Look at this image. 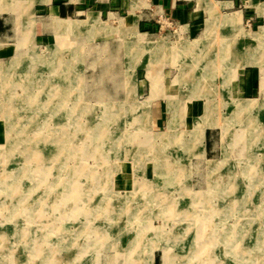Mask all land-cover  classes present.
Wrapping results in <instances>:
<instances>
[{
    "label": "rangeland",
    "instance_id": "1",
    "mask_svg": "<svg viewBox=\"0 0 264 264\" xmlns=\"http://www.w3.org/2000/svg\"><path fill=\"white\" fill-rule=\"evenodd\" d=\"M9 1L17 7L8 8ZM36 1L40 0H0V16L5 21L0 28V126L4 139L0 142V181L5 183L3 189L0 188V224L3 225L0 250L8 251L14 258L27 259L32 257L31 246H35L36 238L40 250L48 252L59 246L56 242L59 236L61 244L57 251L61 253L63 264L67 261L71 264H125V260L128 264H153L154 255L158 264H264L263 18L253 26L254 21L247 17L250 25L242 24L245 31L237 24L238 14L219 13L217 4L210 0L205 34L211 40L207 43L198 38L179 39L173 33H166L172 31L168 25L163 37L149 38L164 40H133V45L148 52L143 54L147 64L137 71L138 80L155 82L153 91L159 101L167 93L166 122L156 126L149 115L153 94L136 96L135 64L126 72L127 98L111 101L117 105L109 110L111 113L104 111L109 105L96 101L107 99L82 96L83 77L91 84L90 73L83 74L80 70L84 48L80 51L75 47L80 43L64 40V44L62 39L48 46L43 42L35 44L30 21ZM253 4L264 16V2ZM243 5L250 6V0H242L238 7ZM81 25L76 22L75 28ZM221 31L226 32L225 43L218 37ZM238 33H241L240 41L242 37H249V44L254 47L240 42L239 49L235 46L233 49L232 42ZM154 44L165 46L167 57L156 54ZM183 44L188 47L183 57L198 61L195 76L208 74V69H204L207 64L215 67L206 79L210 84L208 94L201 93L195 99L197 109L204 106L209 111L204 116L189 113L194 99L188 97V86H180L177 81L183 63L181 55L176 54ZM210 44L218 49L212 56L205 55L203 50ZM226 51L230 53L228 60L224 57ZM200 55L204 58L200 59ZM257 64L263 67L262 71L255 69L249 80L247 77L239 79V73L232 78V71L244 73L245 66ZM63 68L70 69L71 78L80 79L82 75L81 85L62 74ZM52 77L58 88L52 86L50 92V86L44 84L51 83ZM233 82L237 83L238 91L233 89ZM163 83L171 86L162 87ZM240 85L244 89L239 90ZM180 97H185L183 114L178 103ZM59 99L61 104H57ZM241 102L255 107L260 104L262 109L251 111L249 105L240 107ZM251 112L260 116L248 126L243 119ZM98 119L99 126L106 128L102 135V153L79 152L77 146L83 149L86 138L93 133L94 128L88 130L86 126H95ZM59 123L63 126L60 130ZM185 123H190L188 130L184 128ZM136 127L154 139L147 153L139 152L135 142H130L126 136L135 132ZM211 127H217L214 130L217 133L213 132L208 142L212 151L202 162L203 153L197 145L199 147L205 130ZM85 131H89V135L81 134ZM155 153L161 158L157 160L160 162L144 158ZM193 157L202 163L194 177ZM162 162L170 164L168 169L177 172L175 180L162 183V176L157 173ZM146 167L148 173L153 171L145 173ZM125 175L133 182H120ZM147 180H160V184H145ZM36 198L51 202L54 221H50V225L57 227L56 232L50 233L51 244L37 236L43 233H35L30 213H27ZM226 227L232 229L229 239L237 244L228 243V246L216 238ZM137 234L142 241L133 245ZM234 248L242 249L246 255L236 257L239 253ZM0 258L4 257L0 255Z\"/></svg>",
    "mask_w": 264,
    "mask_h": 264
},
{
    "label": "crops",
    "instance_id": "2",
    "mask_svg": "<svg viewBox=\"0 0 264 264\" xmlns=\"http://www.w3.org/2000/svg\"><path fill=\"white\" fill-rule=\"evenodd\" d=\"M212 1L217 4L219 13L224 15L238 14L239 19L237 24H240V26L242 24H248L247 21L249 19L247 17L254 21L252 23L253 26L259 23L261 18L264 21V16L258 12L253 4V2H264V0H250V6L243 5V7H238L242 3V0ZM209 2L210 0H40L36 1L32 7V21L30 22L33 24V41L35 44L36 42H43L46 46L56 44L59 39H62L64 44V40H73L80 43L79 46H75L80 51L84 48V52L81 51L82 63L80 70L83 74L89 72L91 77V84L85 82L83 77L82 96H86L88 99L90 97H96L97 99L103 97L107 99L105 102L125 100L127 98L126 72L129 66L135 64L136 96L147 93L146 97H148L153 94V99L150 104V120L156 126L163 123L165 125V95L167 93L159 101L156 99L155 92L153 91V87L156 86L155 82L149 83L145 79L138 80L137 71L147 64L143 60V54L148 52L140 50L136 44L133 45V40H164L160 38L149 40V38L163 37L165 31L168 30L165 29L168 25L172 31L168 30L166 33H173L179 39L190 40L198 38L203 43H207L208 40H211L205 34L206 20L209 17ZM244 7H249V9ZM0 13H2L1 10ZM215 14H217L216 5ZM243 19H245L244 23ZM76 22H81L82 25L79 28H75ZM4 24V18L0 16V28L4 27ZM242 28L244 29L243 26ZM239 34L241 33H238L235 41L232 42L233 49L234 46L236 49H239L240 42L241 44L244 43L252 46L249 44V37L244 38L241 36L240 41ZM220 36L224 39L225 43L227 41L226 32L221 31L218 37ZM97 40H101L103 43L96 42ZM261 44L264 46V40ZM204 49L205 55L208 56H212L218 51L217 46L214 44L207 45ZM206 50H208L207 53ZM224 57L228 60L230 53L226 51ZM244 68H247L244 70V73L241 71H232V78L236 75L235 73H239V79L247 77L249 80L251 73L256 71L255 69L261 68L262 71L263 67L257 64L245 66ZM98 74L99 76L96 77ZM147 75L149 76V74ZM231 84L234 86L233 89L238 91L236 89L237 83L233 82ZM161 86L166 87L171 86V84L167 85L163 83ZM148 88L150 90L147 91ZM240 89H244V87L240 85ZM195 101L193 100V103H191L189 111L194 116L200 114L202 111V109H197ZM215 129L217 127L207 128L204 132L203 139L199 142V147L197 145V149L203 153L202 162L204 158H207L208 152L212 151L208 142L212 139L213 132L217 133L214 131ZM2 141L4 139L0 126V142ZM192 162L194 177L196 176L198 167L202 163H198L195 157L192 158ZM147 171L148 169L146 167L145 173H148ZM151 171L153 170L151 169ZM145 175L147 176V174ZM124 177L130 179L129 175H125ZM153 264H158L155 255Z\"/></svg>",
    "mask_w": 264,
    "mask_h": 264
},
{
    "label": "bare ground",
    "instance_id": "3",
    "mask_svg": "<svg viewBox=\"0 0 264 264\" xmlns=\"http://www.w3.org/2000/svg\"><path fill=\"white\" fill-rule=\"evenodd\" d=\"M0 6H1V4H0ZM4 6V5H3ZM6 6L8 7V8H10V9H13V7L15 6V4L14 3H10V1H9V4L7 5L6 4ZM5 6V7H6ZM15 7H17V5L15 6ZM60 25V24H59ZM209 27L211 28V21H210V24H209ZM263 31V30H262ZM259 35V34H258ZM58 45V44H57ZM63 45V44H62ZM154 46H156L155 47V50L154 51H156V54H158V55H162V57H167V51H166V47L165 46H163V45H161L160 46V44H154ZM227 46H228V43H227ZM140 47V46H139ZM178 48V47H177ZM187 46H185L184 44L182 45V46H180L179 48H178V53L176 54V56L178 57L179 55H181V62L183 63V65H182V67L180 68V75L181 76H177L178 78H177V81L179 82V85L180 86H182V85H187L188 86V89H189V92H188V97H193V99L195 100V99H197V96L198 95H200L201 93H205V94H208V93H206V90H207V88H209V81L208 80H206V79H208V77H209V74H212L213 72H214V70H215V67H213V65L212 66H209L208 64H207V66H205V68L204 69H208V74H201V75H199L198 77L197 76H195L194 75V73H195V71H196V69H197V67H196V64L198 63V61L197 62H194L193 60H188L187 58H185V57H183L184 55H185V52L187 51ZM223 48H224V44H223ZM63 49H65V48H63ZM143 49V48H142ZM184 54V55H183ZM200 59H202V58H204V57H202L201 55H200ZM158 59V58H157ZM165 59V58H164ZM167 59V58H166ZM205 59H206V56H205ZM210 59V58H209ZM212 59V58H211ZM219 59V58H218ZM161 60V59H160ZM207 60V59H206ZM3 62V61H2ZM208 62V61H207ZM264 64V63H263ZM150 65V64H149ZM264 66V65H263ZM3 67V66H2ZM7 69V68H6ZM68 70H70V69H68V68H63L62 69V71H63V73L62 74H64V75H66V77H68V76H70V78L69 79H73L74 80V82L76 83V84H79V85H81V80H82V75H81V77H80V79L79 78H76V79H74V78H71V74L70 73H68ZM4 72V71H3ZM74 72V71H73ZM1 73V72H0ZM5 73H6V71H5ZM51 83H47L46 82V84H44V83H42V84H44V85H48V86H50V88L53 86V88H55V89H57L58 88V85H57V82H56V80H55V78L54 77H52L51 79ZM175 80V79H174ZM155 81V80H154ZM207 81V82H206ZM206 83V84H205ZM40 84H41V82H40ZM211 86H212V84H211ZM68 88V87H67ZM67 88L64 90V92H65V94H66V92H67ZM71 88V87H70ZM181 88V87H180ZM53 90H52V88L50 89V92H52ZM68 94V93H67ZM43 97V96H42ZM181 99H180V101L178 102V103H180V105H181V107L182 108H180V111H181V114H183L182 112H185L186 111V107L184 106L185 105V102L183 101V98H185V97H180ZM47 100V99H46ZM61 102H62V100H58V103L57 104H61ZM76 102H79V101H76ZM111 102V101H110ZM110 102H105V101H103L102 102V104H103V106H105L106 104L107 105H109V108H107V109H104V111H106L107 113H109L110 111H112V107H113V109L117 106L116 104H113L112 102L110 103ZM248 102V101H247ZM242 103V102H241ZM246 103V102H245ZM76 105V104H75ZM250 106V110L251 111H254V109L255 108H257V110H258V112H260L261 111V109H262V105H260L259 104V106H256L255 107V105H253V104H244V103H242L241 105H240V107H243V108H245V107H247V106ZM122 106V105H121ZM240 107H238V108H240ZM129 108V107H128ZM130 108H131V105H130ZM201 109H202V111H201V113L203 114V116H204V114H206L207 112H209L207 109H206V107H205V109H204V106H201ZM77 110V109H76ZM78 110H80V109H78ZM110 110V111H109ZM239 110V109H238ZM86 112L87 111H89L88 109L87 110H85ZM117 111H119V110H116L115 109V112H117ZM137 111H139V110H137ZM240 112V111H239ZM111 113V112H110ZM134 113H136V112H134ZM238 113V112H237ZM252 113V112H251ZM251 113H249V114H251ZM248 114V115H249ZM137 115V114H136ZM235 115V114H234ZM259 116H260V114H258ZM256 113H252L249 117H247V118H245V119H243L244 121H246V123L248 124V126H249V124L251 125L254 121H256V120H258L259 119V116H258ZM236 116V115H235ZM234 116V117H235ZM139 117V116H138ZM140 118V117H139ZM243 118V117H242ZM100 119H104V118H101L100 117ZM100 119H98L96 122H95V124H93V125H95V126H86L87 127V129L89 130L90 128H94L93 129V133H91L90 135L88 134L89 133V131H85V132H81V134H83V135H85V134H88L90 137L89 138H86V139H88L87 141H85L84 142V148L83 149H81V148H78V146H77V149L76 150H78V149H80V150H78L79 152H88V153H91V152H93L94 154H99L101 151H102V148H103V139H102V135L104 134V133H106L105 132V129L106 128H103L105 125H103V126H99L100 125ZM133 119H136V118H133ZM110 120V119H109ZM71 121V120H70ZM136 121V120H135ZM230 122V121H229ZM107 123V122H106ZM69 124V123H68ZM88 124V123H87ZM91 124V123H90ZM138 124V123H137ZM189 124L190 123H185L184 124V128L185 129H189ZM227 124V123H226ZM64 125V124H63ZM79 125V124H78ZM92 125V124H91ZM241 125V124H240ZM76 126H77V124H76ZM58 127V129L60 130V128H62L63 126H61L60 125V123H59V125L57 126ZM80 127V126H79ZM80 128H83V127H80ZM183 128V129H184ZM257 128V127H256ZM261 128V127H260ZM57 129V128H56ZM77 129H78V126H77ZM141 129V128H140ZM140 129H138L137 127H136V131L135 132H129L126 136H127V138H128V140H130V142H135L134 144L138 147V151L140 152V151H143L144 150V152L145 153H147V151H149L150 149H147L148 147H150L149 145H151V143L153 142V138H150V137H148V135L147 134H145V133H143ZM91 130V129H90ZM258 130V129H257ZM261 131H262V129H261ZM138 133H140V134H138ZM121 135H123V134H121ZM246 135V134H245ZM254 135V134H253ZM246 137V136H245ZM248 138V137H247ZM245 140H247V139H245ZM249 140V139H248ZM247 140V141H248ZM259 141V140H258ZM66 142H68V141H65V143ZM118 142V141H117ZM62 143H64V142H62ZM83 147V146H82ZM72 148V147H71ZM69 150V149H68ZM151 152V151H150ZM102 153V152H101ZM103 154H101L100 156H102ZM252 155V154H251ZM145 157V159H147V160H149V158L151 159V160H154L155 162H160V161H157V160H160L161 158H159L158 156H157V154L155 153L154 155H144ZM143 159V158H142ZM141 160V159H140ZM167 160V159H166ZM167 162V161H166ZM164 163L165 162H162L160 165H162L163 164V166L162 167H160V169L157 171V173H159V175H161L162 176V183L164 182V181H167V182H170L171 180L173 181V180H175V179H173L174 178V175H177L176 173L177 172H175L174 170H169L168 168L169 167H171V166H169V165H167L168 163H165V165H164ZM172 164V163H171ZM131 169V168H130ZM47 170V169H46ZM244 171V170H243ZM46 172V171H45ZM122 173V172H121ZM136 173V172H135ZM120 174V173H119ZM43 175V174H42ZM132 175V174H131ZM180 175V174H179ZM132 177V176H131ZM160 177V176H159ZM164 178V179H163ZM117 179V178H116ZM119 181L120 182H124V181H126V182H129V183H132L133 181L132 180H130V179H128V178H126V177H123V176H121V179H119ZM208 181V180H207ZM119 182V183H120ZM160 182V180H157V181H149V180H147V182L145 183V184H149V183H151L152 185H155L156 186V184H160L159 183ZM209 182H211V183H215L216 181L215 180H209ZM182 183V182H181ZM5 183H3V181H0V188H2L3 189V185H4ZM232 184H233V182H232ZM2 185V186H1ZM149 187V186H148ZM148 187H144V188H148ZM97 188V187H96ZM230 188V187H229ZM67 189V188H66ZM76 189V188H75ZM128 190V189H127ZM229 190V189H228ZM231 190V189H230ZM234 190V189H233ZM186 191V190H185ZM191 190H189V192H190ZM42 192V191H41ZM87 192V191H86ZM188 192V191H187ZM192 192V191H191ZM194 192V191H193ZM204 192H208L207 190L205 191L204 190ZM229 192V191H228ZM152 193V192H151ZM153 193H155V192H153ZM16 194V193H15ZM23 194V193H22ZM21 194V195H22ZM29 194V193H28ZM31 194V193H30ZM29 194V195H30ZM207 194V193H206ZM24 195V194H23ZM26 195V194H25ZM28 195V196H29ZM63 195V194H62ZM131 195V194H130ZM130 195H129V197H130ZM66 197V196H65ZM22 198V197H21ZM69 198V197H68ZM163 198V197H162ZM66 199V198H65ZM164 199H165V197H164ZM22 200V199H21ZM78 200V199H77ZM77 200H76V202L75 203H77ZM129 200V199H128ZM23 201V200H22ZM35 202L34 203H32V205H31V207H30V211H28L27 213H30V219H31V223H32V226H34L35 227V233L36 232H41V233H43L42 235L40 234V235H37L43 242H46V241H48L49 242V244H51L52 243V239H51V234L50 233H52V231L54 230L55 232H56V228L55 227H53L52 225H50V221L52 222V221H54L52 218V216H53V214H52V212H51V202H49V201H46V202H44V200H43V198H36L35 200H34ZM236 201H239V200H236ZM58 205H60V201H59V203H58ZM170 205V204H169ZM159 206V205H158ZM202 207L204 206V205H201ZM42 207V208H41ZM40 208L43 210H40ZM74 208V207H73ZM166 207L164 206L163 207V209H165ZM168 208H170V207H168ZM194 208H197V207H194ZM45 210V211H44ZM96 210V209H95ZM13 211V210H12ZM62 211V210H61ZM163 211V210H162ZM126 213V212H125ZM223 213V212H222ZM102 214V213H101ZM132 214V213H131ZM168 214V213H167ZM29 215V214H28ZM185 215H186V213H185ZM128 216V215H127ZM6 218V217H5ZM182 218V217H181ZM50 219V220H49ZM112 219V218H111ZM127 219V218H126ZM59 220V219H58ZM106 220H108V219H106ZM132 220V219H131ZM188 220V219H187ZM57 221V220H56ZM60 221V220H59ZM57 223H59V222H57ZM5 225V224H4ZM59 225V224H58ZM57 225V226H58ZM85 226V225H84ZM1 227H3V225H1L0 224V238H1V236H2V231H3V228H1ZM125 227V226H124ZM20 230L19 231H22L21 230V228H19ZM59 229V228H58ZM97 229V228H96ZM187 229V228H186ZM194 230V229H193ZM231 228L229 229L228 227H226V228H222V230L221 231H219L218 232V235L216 236V238L218 239V240H223L225 243V245H228V243L230 244V243H232V244H235L236 242H235V240L233 241V240H230L229 239V234H230V232H231ZM18 231V232H19ZM94 232V231H93ZM98 232V231H97ZM156 233V232H155ZM37 234V233H36ZM58 235H60L59 233H58ZM230 235H232V234H230ZM139 234H137V236H135L134 237V240L136 241V242H134L133 243V245H136L135 243H137V245H139V242H141V241H139ZM198 235H196V237H197ZM220 236V237H219ZM221 236H223V237H221ZM155 237V236H154ZM199 237H200V235H199ZM199 239V238H198ZM37 241H38V238H36V243H35V246H31L33 249H34V252H33V254H32V257L31 258H27V259H19V258H14V255H10V253H8V251H1L0 250V252L2 253V254H0V255H2L4 258L2 259V258H0V264H63V259H62V256H61V253L59 252V251H57V248L60 246V244H61V238L58 236V240L56 241L57 242V244L59 245V246H55V247H53L52 248V251H45V250H40V247L41 246H39L40 244H38L37 245ZM237 244V243H236ZM1 245L2 244H0V248H1ZM140 245H143V243H140ZM10 246V245H9ZM228 246H230V245H228ZM235 247H236V245H235ZM3 248V247H2ZM55 248V249H54ZM8 250H9V248H7ZM246 249V248H245ZM5 250V249H4ZM234 250L236 251L237 250V254L238 255H236V257H238V258H242V257H244L246 254H245V251H243L242 249H236V248H234ZM130 251H131V249H130ZM234 251V252H235ZM195 252V251H194ZM44 254V255H43ZM129 254H130V252H129ZM12 257V259L10 260V259H5V257L6 258H8V257ZM130 258V257H129ZM140 261V260H139ZM214 262V261H213ZM124 263L125 264H128L129 263V261L128 260H125L124 261ZM67 264H71L70 263V261H67Z\"/></svg>",
    "mask_w": 264,
    "mask_h": 264
}]
</instances>
